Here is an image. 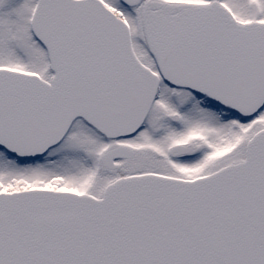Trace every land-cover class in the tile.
<instances>
[{"label":"snow or ice","instance_id":"6c2138e0","mask_svg":"<svg viewBox=\"0 0 264 264\" xmlns=\"http://www.w3.org/2000/svg\"><path fill=\"white\" fill-rule=\"evenodd\" d=\"M0 264H264V0H0Z\"/></svg>","mask_w":264,"mask_h":264}]
</instances>
